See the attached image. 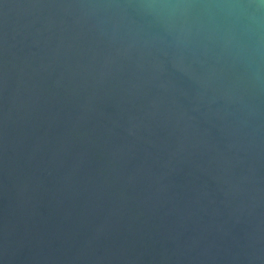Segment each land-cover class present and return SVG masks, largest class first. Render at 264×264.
I'll list each match as a JSON object with an SVG mask.
<instances>
[{
  "label": "water",
  "instance_id": "water-1",
  "mask_svg": "<svg viewBox=\"0 0 264 264\" xmlns=\"http://www.w3.org/2000/svg\"><path fill=\"white\" fill-rule=\"evenodd\" d=\"M0 264H264V0H0Z\"/></svg>",
  "mask_w": 264,
  "mask_h": 264
}]
</instances>
